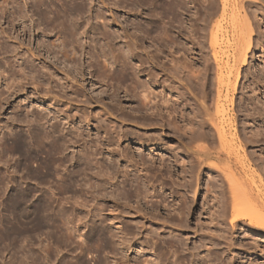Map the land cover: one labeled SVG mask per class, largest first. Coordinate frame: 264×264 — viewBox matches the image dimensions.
<instances>
[{"label": "rangeland", "instance_id": "374dc122", "mask_svg": "<svg viewBox=\"0 0 264 264\" xmlns=\"http://www.w3.org/2000/svg\"><path fill=\"white\" fill-rule=\"evenodd\" d=\"M169 2L0 0V264H264V211L232 225L226 180L190 148L216 149L220 100L237 176L264 193V0H230L245 61L225 39L214 57L220 0ZM145 85L179 94L181 137L135 123Z\"/></svg>", "mask_w": 264, "mask_h": 264}, {"label": "bare ground", "instance_id": "6f19581e", "mask_svg": "<svg viewBox=\"0 0 264 264\" xmlns=\"http://www.w3.org/2000/svg\"><path fill=\"white\" fill-rule=\"evenodd\" d=\"M183 1V0H182ZM172 2V0H171ZM169 2V3H171ZM211 2V1H210ZM221 4V9H220V12L218 13V16L217 17H214L217 13L216 12H212L210 13V17L207 16V18L209 17L210 20H209V23L206 24L209 25L208 28H209V31H208V35H209V40H210V46L212 47V50L214 51L213 54H214V57L216 58L217 56V46H220L221 45V42H223V40L225 39L226 40V48H228V52L230 51V48L233 50V54H232V58L233 60H236V58H242L243 61H245V55H246V51L247 49L249 48V45H250V36H251V27H250V23L248 21V19L246 18H243L245 19V24H246V33L244 32V28L242 26V21L238 15L237 17V13L236 11L234 12L235 9H232L230 8L231 4H230V0H220ZM178 3V2H176ZM175 3V5H176ZM180 3V2H179ZM164 4V2H163ZM185 4V3H184ZM198 4V3H197ZM196 4V5H197ZM212 4V3H211ZM178 5V4H177ZM182 4H180L179 6H181ZM206 5V4H205ZM208 5V4H207ZM184 6V5H183ZM166 7V6H165ZM175 6H173L174 8ZM212 7V6H211ZM170 8V7H169ZM168 8V9H169ZM172 9V8H171ZM176 9V8H175ZM217 9V8H216ZM176 10H179V9H176ZM166 11V10H165ZM174 11V10H173ZM170 14H171V10L169 11ZM174 13V12H173ZM173 13L171 14V16L173 15ZM178 13V12H176ZM206 13V12H205ZM216 13V14H215ZM256 13V12H255ZM176 15V14H175ZM174 15V16H175ZM214 15V16H212ZM169 16V15H168ZM178 16V15H177ZM244 16V15H243ZM170 17V16H169ZM213 17V18H212ZM245 17V16H244ZM255 17V16H254ZM164 18V17H163ZM172 18V17H171ZM174 18V17H173ZM179 19V18H178ZM206 19V18H205ZM252 19V18H251ZM258 19V18H257ZM252 21V20H251ZM205 22V20H204ZM166 23V22H165ZM162 24V23H161ZM170 24V23H169ZM163 25V24H162ZM181 25V24H180ZM159 26V25H158ZM167 26V24H166ZM245 26V25H244ZM180 27V26H179ZM183 28V27H182ZM201 28V27H200ZM205 29V28H203ZM253 29V28H252ZM160 31H161V28H160ZM167 31V30H166ZM184 31V30H183ZM202 31V29H201ZM176 32V31H175ZM171 33V32H170ZM199 33V32H198ZM164 34H165V30H164ZM167 34V32H166ZM165 34V36L167 37V35ZM172 34V33H171ZM158 35V34H157ZM161 36L162 33H161ZM165 36H163L164 38H166ZM202 36V35H201ZM159 37V36H158ZM155 38V37H154ZM162 38V37H160ZM163 38V39H164ZM171 39V37H168V39ZM176 38L174 37V40ZM157 40H160L157 38ZM156 40V42H157ZM195 40V38H194ZM199 41V40H198ZM161 42V41H160ZM172 42H173V39H172ZM198 43V42H197ZM161 44V43H160ZM163 44V43H162ZM170 44V43H169ZM174 44H176L174 42ZM224 44V43H223ZM128 45V44H127ZM197 45V44H196ZM225 45V44H224ZM166 46V44H165ZM171 46V45H170ZM195 46V44H194ZM161 47V45H160ZM177 47V46H176ZM225 47V46H224ZM138 48V47H137ZM170 48V47H168ZM179 48V46L177 47ZM184 48V46H183ZM221 48V47H220ZM182 50V48H179ZM223 49V47H222ZM155 50V49H154ZM226 50V49H225ZM158 51V50H157ZM163 51V50H162ZM168 51V50H167ZM222 51V50H221ZM160 52V51H159ZM158 52V53H159ZM156 53V52H155ZM170 53V52H169ZM220 53V52H219ZM222 53V52H221ZM161 54V53H160ZM172 54V53H171ZM225 54V52L223 53ZM227 54V53H226ZM230 54V53H229ZM229 54L226 55L228 56L229 58ZM156 56H158L157 54H155ZM154 55V56H155ZM222 56V55H221ZM150 57V56H149ZM153 58V57H152ZM157 58V57H156ZM222 58V57H220ZM240 58V59H241ZM151 59V58H150ZM155 59V58H153ZM152 59V61H153ZM178 59V58H177ZM217 59V58H216ZM212 60V59H211ZM121 61V60H120ZM118 61V62H120ZM157 61V59H156ZM159 61V60H158ZM177 61L179 62V60H176L175 61V64H171L172 67L175 66V67H178L179 63H177ZM221 61V59H220ZM147 62H148V59H147ZM151 62V61H150ZM161 62V61H160ZM170 62H172L170 60ZM174 62V61H173ZM206 62V61H205ZM156 63V62H155ZM163 63V62H161ZM208 63V62H207ZM227 63V62H226ZM153 64V63H151ZM164 64V63H163ZM222 64V63H221ZM119 65L121 67H123L122 63H119ZM142 65V64H139V66ZM162 64H160L161 66ZM159 66V65H157ZM159 66V67H160ZM181 66V65H179ZM219 66V64H218ZM227 66V65H226ZM148 67V66H147ZM155 67V66H153ZM152 67V68H153ZM162 67V66H161ZM160 67V68H161ZM171 67V66H170ZM171 67V69H172ZM175 67L173 69H175ZM185 67V66H184ZM213 67V66H212ZM223 67V66H222ZM233 67V66H232ZM124 68V67H123ZM121 68V73H122V76L125 78V75L126 73L125 72V68L123 69ZM128 68V67H127ZM163 68H164V65H163ZM162 68V69H163ZM179 68V67H178ZM165 69V68H164ZM170 69V68H169ZM170 69V70H171ZM167 70V68L165 69ZM177 69H175V72H176ZM185 70V69H183ZM238 70V69H237ZM172 71V70H171ZM181 71V67H180V70L177 71L178 73ZM219 71V70H218ZM153 72V71H152ZM151 72V74H152ZM157 72V71H156ZM155 71L153 73H155V75L158 76V72L156 73ZM165 72H168V71H165ZM164 70H163V74L165 73ZM174 72V71H173ZM225 72V71H224ZM237 72V71H236ZM128 73V72H127ZM169 73V72H168ZM181 73V72H180ZM179 73V74H180ZM199 73V72H198ZM222 71L220 70L219 72V76H218V81L220 82L219 85H222L224 83V79L222 78V75H221ZM230 74V73H229ZM128 75V74H127ZM126 75V76H127ZM154 76V74H152ZM151 75V76H152ZM165 75V74H164ZM195 76L197 74H194ZM193 73H192V76H194ZM152 76V77H153ZM168 76V75H166ZM181 76V75H179ZM190 76V75H189ZM188 76V77H189ZM191 76V78H192ZM225 76V75H224ZM228 76V74H227ZM226 76V77H227ZM174 77V76H172ZM178 77V76H177ZM197 77V76H196ZM196 77H193V78H196ZM161 78V77H160ZM182 78V77H181ZM198 78V77H197ZM228 78V77H227ZM152 79H155L152 78ZM178 79V78H177ZM183 79V78H182ZM181 79V80H182ZM203 79V78H202ZM167 80V79H166ZM165 80V82H166ZM179 80V79H178ZM190 80V79H189ZM188 80V81H189ZM195 80V79H194ZM168 81V80H167ZM173 81V80H172ZM193 81V80H192ZM199 81V80H198ZM148 82V81H147ZM163 82H164V79H163ZM153 83V82H152ZM154 83H155V80H154ZM161 83H162V79H161ZM160 83V84H161ZM167 83V82H166ZM180 83V82H179ZM188 83V82H187ZM178 84V83H177ZM196 84V83H195ZM199 84V82H198ZM165 85V84H164ZM174 85V84H173ZM179 85V84H178ZM148 86V85H147ZM146 87V92L144 90V92L141 93V96L139 97V101H138V104L136 106V111L139 112V116L144 119V120H138L136 119V122L134 120V122L137 124H141V125H161L162 127L164 126H167V125H171L172 126V131H174L179 137H181V135L179 134L180 131H182L183 133L185 132L184 129L181 128V125H179L177 123V121L179 120V117H181L182 115V106H179L181 103V100H180V96L179 94L176 95V96H172L173 98H171V96H169V94H165L164 90H161L160 92L158 91H153V89L151 90H148V87ZM163 86V85H162ZM161 86V87H162ZM168 86V85H167ZM166 86V87H167ZM181 86V85H180ZM144 87V86H143ZM200 87V86H199ZM136 88V87H134ZM176 88V91L178 93H180V88L179 86H176L174 87ZM174 88H172L174 90ZM225 88V87H224ZM150 89V88H149ZM143 90V89H142ZM148 90V91H147ZM223 91V90H222ZM204 93V92H203ZM222 94V93H221ZM205 95V94H204ZM205 98V97H204ZM223 99V98H222ZM211 100V99H210ZM222 101V100H221ZM225 101V100H224ZM213 102V101H212ZM211 102V103H212ZM226 106V105H225ZM224 104L221 102L220 103V100L217 102L216 104V114H217V117H218V121H214L212 119V117L210 116V112L208 111V107L205 108V115L207 116V121H209V125L213 126L214 130H215V134H216V138H217V147L216 149L214 150H211V148H206L204 144V146L202 145H193L192 143H194L195 140H200L198 138H202L204 135H205V132L203 130H197L198 133H194L193 135L189 136V141L188 143L189 144H192L190 145V148L191 150L193 149V154H196V159L198 160V164L199 165H202L204 163H206L207 161L206 160H211L213 161L212 165L214 167L212 168H217L219 169L220 171V174L222 173L224 179L226 180L227 182V186H228V192H229V196H230V223L232 225H234V221L233 220H236V219H239V218H243V219H248L249 221H254V220H262L260 217H261V211H264V193H262L261 190H255L253 188L254 184L253 183H256V180L254 179V177H252V179H248V180H244V179H241L237 176V172L236 170L238 169H242L243 170V164H241L240 166L238 164H233V154H234V149H235V146H234V143L233 141L236 139L234 138V133H232V129H230V126L227 122V119L229 118H225V116H227L225 113L226 109L225 108ZM184 107V106H183ZM163 108L164 109H167L165 111H163ZM168 110H172V112L168 111ZM210 110V109H209ZM215 109H212V111H214ZM168 111V112H167ZM202 111V110H200ZM211 111V112H212ZM173 112L176 113V115L173 114ZM193 112V111H192ZM196 112V111H195ZM198 113V112H197ZM214 113V112H213ZM171 114L173 116H171ZM186 114V113H185ZM202 114V113H201ZM236 114V113H235ZM205 116V117H206ZM183 117V116H182ZM178 119V120H177ZM182 119V118H181ZM180 119V120H181ZM187 120V119H186ZM192 121V120H191ZM229 121V119H228ZM179 122V121H178ZM196 122V121H195ZM227 122V123H226ZM191 125V124H190ZM151 126V127H152ZM186 126V125H185ZM202 126V125H201ZM150 127V126H149ZM159 127V126H157ZM169 127V126H167ZM193 127V126H192ZM199 127V126H198ZM149 129V128H148ZM151 129V128H150ZM146 130V129H145ZM152 130V129H151ZM200 131V132H199ZM186 135V134H185ZM213 136V135H212ZM211 136V137H212ZM149 138H150V135H149ZM204 138V137H203ZM213 138V137H212ZM153 139V138H152ZM216 140V139H215ZM187 142V141H186ZM187 143V144H188ZM211 143H214V141ZM206 144V143H205ZM212 145V144H211ZM210 145V146H211ZM212 147V146H211ZM213 149V148H212ZM237 153V152H236ZM224 156V158L227 160L226 163H225V166L224 167H221V166H218L216 161L217 159H219L220 157ZM154 157V156H153ZM153 157H151V159H153ZM175 157V156H174ZM221 159V158H220ZM220 159L218 161H220ZM142 160V158L140 159ZM139 160V162H140ZM208 160V161H209ZM237 160V159H236ZM235 160V162H237ZM238 160H240L238 158ZM143 161V160H142ZM175 161V160H174ZM210 161V162H211ZM184 162V161H183ZM142 163V162H141ZM162 163V161H161ZM178 163V162H177ZM181 163V162H180ZM179 163V164H180ZM144 164V163H143ZM193 164V163H192ZM191 164V165H192ZM183 165V164H182ZM209 165V164H208ZM168 166V165H167ZM196 166V165H194ZM198 166V165H197ZM234 166H236V168H234ZM245 166V165H244ZM192 167V166H191ZM200 167V166H198ZM195 168V167H194ZM193 169V167H192ZM240 169V170H241ZM218 172V171H217ZM216 172V173H217ZM240 172V171H239ZM185 174V173H184ZM198 175V174H197ZM182 177V176H181ZM246 177V176H245ZM247 178V177H246ZM222 181V180H221ZM220 181V182H221ZM253 182V183H252ZM223 183V182H222ZM253 186H252V184ZM179 186V185H178ZM220 191H223V190H220ZM227 192V191H226ZM216 195V194H215ZM225 197V196H224ZM218 198V197H217ZM183 202V201H182ZM229 204V202L227 203ZM226 204V206H227ZM179 209V208H178ZM228 213V212H227ZM224 214V213H223ZM186 215V214H185ZM264 215V214H262ZM222 216V215H221ZM264 217V216H263ZM224 219V218H223ZM226 219V218H225ZM224 219V220H225ZM247 220V221H248ZM226 221V220H225Z\"/></svg>", "mask_w": 264, "mask_h": 264}]
</instances>
